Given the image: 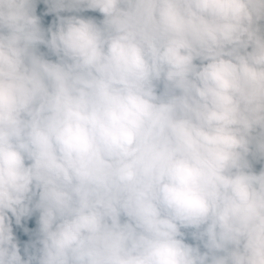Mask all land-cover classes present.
<instances>
[{
	"label": "clouds",
	"instance_id": "clouds-1",
	"mask_svg": "<svg viewBox=\"0 0 264 264\" xmlns=\"http://www.w3.org/2000/svg\"><path fill=\"white\" fill-rule=\"evenodd\" d=\"M0 264H264V0H0Z\"/></svg>",
	"mask_w": 264,
	"mask_h": 264
},
{
	"label": "trees",
	"instance_id": "trees-1",
	"mask_svg": "<svg viewBox=\"0 0 264 264\" xmlns=\"http://www.w3.org/2000/svg\"><path fill=\"white\" fill-rule=\"evenodd\" d=\"M89 14L99 17V14L98 13H89Z\"/></svg>",
	"mask_w": 264,
	"mask_h": 264
}]
</instances>
